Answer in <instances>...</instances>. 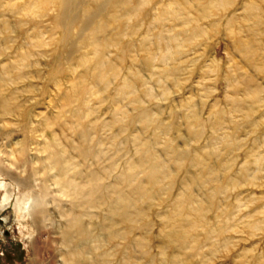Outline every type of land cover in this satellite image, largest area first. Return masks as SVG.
I'll return each mask as SVG.
<instances>
[{
    "label": "rangeland",
    "instance_id": "obj_1",
    "mask_svg": "<svg viewBox=\"0 0 264 264\" xmlns=\"http://www.w3.org/2000/svg\"><path fill=\"white\" fill-rule=\"evenodd\" d=\"M0 158L97 202L51 177L0 264H264V0H0Z\"/></svg>",
    "mask_w": 264,
    "mask_h": 264
},
{
    "label": "bare ground",
    "instance_id": "obj_2",
    "mask_svg": "<svg viewBox=\"0 0 264 264\" xmlns=\"http://www.w3.org/2000/svg\"><path fill=\"white\" fill-rule=\"evenodd\" d=\"M24 151H25L24 148L21 149L19 151V154L24 155ZM66 162H69V161H66ZM20 163L23 165V164H26V161L21 160ZM3 164L4 163H3L2 159L0 158V178H1V180H0V193L2 192V194H0V212L9 206L14 208V210L16 212V221L18 222V224L20 226L19 230L21 233H22L23 229H25L27 227V221L30 220L33 228H31L30 231H28L27 233L24 234V236L27 239H29V241L34 236V234H37L40 232L39 223L41 222V219L43 218L42 216L45 215L44 209H46V208H44V206L46 204L45 198L51 194L49 192V190H48L49 188L47 186L50 187L51 185L56 186V185L61 184L60 190L58 192H62L63 194H67L66 192L70 188L72 192H75L77 198L79 197L80 199L82 198V200H84L83 204H86V206L88 205V209H92V208H95L97 206V202H93V201L91 202L90 200H88V201L86 200L87 197H89L88 194L84 193V195H81L79 193V190H80L78 188V185H79L78 182L79 181L77 182L76 181L77 179H74V177L76 175L72 177V179L69 183L68 182H66L64 184L60 183V180L58 178L61 179V177H63L65 174H67L68 171L71 170V168H68V165H66V166H64L63 164L59 165V162L53 163L54 165L51 163L52 165L50 164L51 167L49 166V169L51 170V168L54 167L58 171V172L56 171V173L51 176L52 178H54V182L53 183L50 182L51 180H49V179H52L51 177L45 176L44 177L45 182L43 183V187L37 188L31 181L33 177L29 176V177H27V179L26 178L22 179L21 177H17L14 174H12L11 172H9L8 170H6L3 167ZM64 164H68V163H64ZM32 176H34V175H32ZM5 178H8L9 182H6ZM49 182L51 185L49 184ZM47 184H49V185H47ZM85 189H86V187H85ZM87 191H89V188ZM80 204H82V203H80ZM80 204H79V206H80ZM72 206L76 207L75 204H72ZM67 213H69V211ZM64 215H65V212H64ZM46 216H47V214H46ZM62 216H63V214H62ZM86 216H88V214ZM81 217H82V215H81ZM87 234H90V230L87 232ZM67 240H66V242H68ZM64 263L66 264L65 261H64Z\"/></svg>",
    "mask_w": 264,
    "mask_h": 264
}]
</instances>
